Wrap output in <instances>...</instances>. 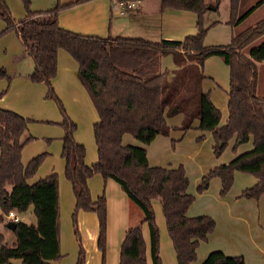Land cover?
<instances>
[{"label":"trees","instance_id":"obj_1","mask_svg":"<svg viewBox=\"0 0 264 264\" xmlns=\"http://www.w3.org/2000/svg\"><path fill=\"white\" fill-rule=\"evenodd\" d=\"M83 1L87 0L33 11L29 1L22 0L25 15L16 19L6 1L0 0V19L4 22L0 35L14 31L23 52L34 64L28 78L47 85L45 97L54 100L62 116L61 157L64 175L71 183L75 197L71 215L79 247L75 264H85L77 229L79 210L92 212L97 217L96 247L101 254L100 264H105L106 198L102 192L92 199L88 187V179L96 173L103 179H114L143 213L141 224L124 234L118 264H147L142 224L148 226L152 264H161L153 198L161 204L177 264H191L196 259L199 244L214 230V220L209 216L186 215L194 195L187 191L188 178L182 165L151 166L145 148L123 144L122 135L130 133L143 144H148L157 134L168 135L170 127L165 117L171 115L174 108L182 113L178 129H189L197 119L199 130L211 132L215 156L222 153L233 135V149L252 136L251 150L235 156L228 163L210 168L202 175L196 191H204L209 180L218 177L221 183L219 195L223 196L232 185L234 172L240 171L256 178V182L244 188L240 196L257 199L264 195V98L256 93L257 62L264 61V41L251 47L248 54L243 52L264 35V17L232 35L226 44H205L209 26L204 25L203 16L208 10L207 5L211 2L217 8L219 0H159L162 9L170 7L195 12L196 33L186 35L182 40L100 37L77 33L58 24L57 14L61 8ZM262 1L238 15L239 0H229V25L237 24ZM59 49L76 61L77 78L96 111L97 120L92 125V132L97 159L92 164H86V149L73 136L76 124L51 85L57 72ZM167 54L171 55L177 68H161V58ZM214 55L229 69L228 116L222 125H219L220 111L208 93L201 90V81L205 77L204 60ZM5 76L4 70H0V77ZM28 122L29 119L21 114L0 108V264H56L62 258L57 174L51 173L28 183L45 153L35 155L26 165L20 160L23 145L32 138L20 139ZM202 137L203 134L197 138ZM30 206L36 223H16L12 232L14 241L8 244L3 233L11 231L6 228L5 216L9 210L24 213ZM202 264H244V259L214 251Z\"/></svg>","mask_w":264,"mask_h":264},{"label":"crops","instance_id":"obj_2","mask_svg":"<svg viewBox=\"0 0 264 264\" xmlns=\"http://www.w3.org/2000/svg\"><path fill=\"white\" fill-rule=\"evenodd\" d=\"M5 1L14 18L24 17L25 9L22 0L21 2L19 0V4L17 0ZM28 1L31 10L42 11L51 9L57 4L65 5L75 0ZM113 1L87 0L63 7L57 14L58 24L62 28L86 35L141 37L150 41L182 40L186 35L197 31V15L193 11L170 7L162 9L159 0H139L138 7L134 11L119 15L114 11ZM243 1L248 2L247 8L249 9L259 0H239L238 15L248 10L241 9ZM212 5L214 8L208 11L216 10V6ZM218 7L219 4L217 9ZM208 11L204 13L203 21L210 22L208 24L210 27L224 25L229 32L230 40L232 35L264 17V0L255 6L246 17L232 26L228 23L229 14L226 19H221L222 24H219L218 19L205 18ZM244 20L250 21L242 24ZM3 27L4 22L0 19V32ZM9 37L12 39H8ZM204 41L206 44L212 43ZM262 41H264V35L246 47L243 52L248 54L251 47ZM0 51H2L0 70H4L6 74L5 77H0V108L13 110L29 119L20 139L32 138L22 147L21 163L26 165L35 155L45 153L34 175L27 180L28 183L35 182L51 173L57 174L59 247L62 258L56 264H75L79 250L71 229L75 197L71 183L64 175V159L61 157L63 128L60 125V114L54 102L45 97L47 85L43 82H32L28 78L34 64L32 59L23 52L20 40L18 38L15 40L9 32L5 33L0 37ZM57 57V72L51 79V85L62 101L68 116L76 124L73 136L86 149V164H92L97 159L92 132V125L97 120L96 111L77 78L76 61L63 49L58 50ZM161 68L168 70L177 68L170 54L162 56ZM203 72L205 77L201 81V90L208 93L210 100L220 111L219 125H222L228 116V66L220 57L209 56L204 60ZM256 93L264 98V61L257 62ZM173 115L165 117L166 124L170 127L168 135L157 134L148 144H143L130 133H124L122 143L145 148L147 161L151 166L177 167L182 165L188 178L187 191L194 195V200L187 208L186 215L188 217L209 216L214 220V230L207 236L206 241L199 244L196 249V259L191 264H202L214 251H219L228 257L241 256L244 264H264V195L257 199L240 196L244 188L256 182V178L250 173L235 171L232 185L225 195H219L221 183L218 177H212L204 191H195L202 175L210 168L228 163L235 156L251 150L253 148L252 136L233 149L235 141V135H233L228 142L231 148L215 156L212 150L214 139L210 131L199 130L197 119L193 121L192 127L182 131L178 129L182 114L178 118ZM201 134L203 137L198 140L197 136ZM88 187L92 199L102 192L105 195L106 251L104 263L118 264L124 234L129 228L141 224L142 210L112 178L103 179L100 174L96 173L88 179ZM151 202L156 214V222L160 223L161 229H164L162 220L158 222L157 217L160 209L162 212L161 204L157 198H153ZM18 215L20 221L25 222L22 218L25 216L28 220L26 223H36L32 206ZM77 229L78 233L80 232V245L85 253V264H100L101 254L96 247L98 234L96 215L79 210ZM162 231L159 236L161 264H177L167 230L166 233ZM3 234L4 238L12 244L14 241L12 232L7 238L6 234ZM142 235L145 243L146 263L152 264L149 230L146 224H142Z\"/></svg>","mask_w":264,"mask_h":264},{"label":"rangeland","instance_id":"obj_3","mask_svg":"<svg viewBox=\"0 0 264 264\" xmlns=\"http://www.w3.org/2000/svg\"><path fill=\"white\" fill-rule=\"evenodd\" d=\"M17 2H18V4H19V0H17ZM20 2H21V0H20ZM211 3V2H210ZM212 4V3H211ZM219 7H218V9L216 8V10H207L208 12H207V14H206V17L205 18H209V17H213V19L214 20H219V24H222L221 23V19H226V17H228V14H229V1L228 0H219ZM247 5H248V2H242V10H246V9H248L247 8ZM218 6V5H217ZM241 10V11H242ZM243 11V12H244ZM241 14V13H240ZM224 21V20H223ZM250 20H244L243 22H242V24H247L248 22H249ZM204 22V21H203ZM217 22V21H216ZM216 22H215V24H216ZM208 24H210V22H208V23H206V21L204 22V25H207L208 26ZM7 32H9V33H11L13 36H14V39L15 40H17V36H15V33H14V31H7ZM7 32H5V33H7ZM5 33H3V34H1L0 35V37L2 36V35H4ZM8 39H12V38H8ZM7 39V40H8ZM204 40H207V41H211L212 43L211 44H218V43H224V44H226L227 42H229V32H228V30H227V28L226 27H224V25H217V26H213V27H210L209 26V28H208V31H207V33H206V35H205V37H204ZM204 43H205V41H204ZM206 44V43H205ZM2 54V51H0V55ZM51 101H53L54 102V100H52V99H50ZM62 102V101H61ZM54 104L56 105V103L54 102ZM63 104V103H62ZM64 106V105H63ZM56 108H57V110H58V112H59V114H60V111H59V109H58V107H57V105H56ZM174 109V108H173ZM173 109H171V115H173V114H175V115H173L174 117L176 116V118H178L179 116H181V114L182 113H180V112H173ZM67 113V112H66ZM177 113V114H176ZM171 115H169V116H171ZM60 117H61V119H62V116H61V114H60ZM168 117V116H167ZM182 120V119H181ZM181 124V123H180ZM199 136V135H198ZM197 136V137H198ZM198 139V138H197ZM202 139V138H201ZM199 140V139H198ZM229 142V141H228ZM230 149L231 148V145H229V144H227L226 146H225V148L223 149V151L222 152H224L225 151V149ZM191 180V179H190ZM195 191H196V189H195ZM153 210H154V208H153ZM157 217H158V222H160V219L162 220L161 222H162V225H163V227H164V229H161V227L159 226V224H157V222H156V214H155V212H154V218H155V223H156V225H157V227H158V231H159V236H160V232H161V234H162V230H164V232L166 233V228H165V221L163 220L164 218H163V216H162V212H161V209L159 210V212H157ZM22 218H23V220L25 221V222H28V220L25 218V216H22ZM71 224H72V220H71ZM72 235H74V230H73V226H72ZM5 234H6V238L9 236V234H10V232H5ZM78 234H80V232L78 233ZM75 237V236H74ZM80 237V236H79ZM4 241H7L5 238H4ZM7 243L8 244H10L8 241H7ZM162 262V261H161Z\"/></svg>","mask_w":264,"mask_h":264},{"label":"built area","instance_id":"obj_4","mask_svg":"<svg viewBox=\"0 0 264 264\" xmlns=\"http://www.w3.org/2000/svg\"><path fill=\"white\" fill-rule=\"evenodd\" d=\"M139 0H120V1H113L114 11L119 15H124L128 12L134 11L138 7ZM5 221H11L13 223L20 222L19 215L14 212V210H9L8 214L5 216Z\"/></svg>","mask_w":264,"mask_h":264},{"label":"water","instance_id":"obj_5","mask_svg":"<svg viewBox=\"0 0 264 264\" xmlns=\"http://www.w3.org/2000/svg\"><path fill=\"white\" fill-rule=\"evenodd\" d=\"M207 7H208V9H212V8H214V6L212 5V4H208L207 5ZM177 110L176 109H173V112H176ZM15 223H13V222H11V221H8L7 223H6V228L9 230V231H11V232H13L14 231V229H15Z\"/></svg>","mask_w":264,"mask_h":264}]
</instances>
